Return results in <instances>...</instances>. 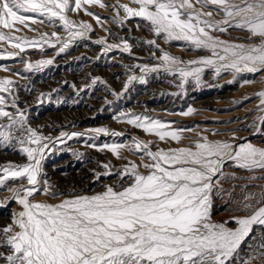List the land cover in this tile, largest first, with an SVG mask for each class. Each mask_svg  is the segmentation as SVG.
<instances>
[{
	"label": "snow or ice",
	"instance_id": "6c2138e0",
	"mask_svg": "<svg viewBox=\"0 0 264 264\" xmlns=\"http://www.w3.org/2000/svg\"><path fill=\"white\" fill-rule=\"evenodd\" d=\"M92 6L111 8L110 22L119 27L125 25L126 19L139 18L152 35L166 43L183 41L182 47L207 53L185 61L162 49L156 40L146 41L155 49L153 59L128 67L132 74L125 90L133 81L146 82L152 73L172 77V83L181 89L176 95L184 94L189 84L200 86L208 70L215 77L228 73L234 79L240 73H259L264 80V0H129L127 4L111 5L102 0H0V43L15 50H0V61L23 63L22 71L12 73L21 78H27L24 73H38L53 65L54 59L33 62L25 53L49 47L56 49V56L78 40L90 39L92 24L70 16L83 13L103 27L108 19L89 11ZM214 13L223 17L222 22L210 19ZM34 24L57 30L34 38L12 35L21 27L36 32L31 27ZM229 29L246 32L249 40L221 39L218 34L229 33ZM105 31L118 42L96 40L104 52L122 48L132 55L126 39ZM257 37L260 39H254ZM0 69L12 71L4 63H0ZM137 71L143 75H135ZM256 80L254 76L241 83ZM18 93L15 81L0 78V147L6 151L15 149L26 158L24 163L9 161L0 165V193L11 192L5 203L18 204L22 209L12 214L8 224L0 226V264H264V187L255 185L258 191L242 189L241 196L231 200L238 205L236 211L242 213L230 218L233 226L229 221H215L211 215L213 197H231L235 191L221 186L224 164L232 163L249 173H264V146L247 140L239 144L210 141L207 137H200L190 146L168 150L132 136L127 138L130 144L123 139L100 145L90 143L86 146L110 152L117 159L127 148L145 162L126 161L117 173L121 181L118 187L106 185L93 195L62 193L49 183L43 161L67 140L96 137L64 131L55 138L44 135L41 129L31 126L27 106L20 104ZM255 95L260 115L249 127L264 134V90ZM44 99L51 96L42 93L38 102ZM191 113L189 108L180 114ZM114 119L161 142H179L181 133L190 130L172 129V122L125 111ZM90 131L97 137L122 135L106 127ZM232 136L235 141V134ZM102 167L106 174H112L109 164ZM103 174L98 173L96 178ZM260 178L264 179V175ZM36 193L49 199L68 198L58 204L37 202Z\"/></svg>",
	"mask_w": 264,
	"mask_h": 264
},
{
	"label": "rangeland",
	"instance_id": "374dc122",
	"mask_svg": "<svg viewBox=\"0 0 264 264\" xmlns=\"http://www.w3.org/2000/svg\"><path fill=\"white\" fill-rule=\"evenodd\" d=\"M102 2L107 5L127 4L129 0H102ZM196 8L198 11L201 10L199 5H196ZM89 11L107 18L108 22L100 27L92 17L83 13H74L70 18L92 24L94 31L90 39H80L75 46L56 56L53 55L56 49L49 47L43 51L30 49L25 53L33 62L41 58L54 59L53 65L45 66L38 73H24L27 78H21L12 73L22 71L25 68L23 63L13 60L0 61L12 69L11 72L0 69V78H10L19 86V102L22 106H27L26 111L33 128L41 129L44 135L53 138L61 131L96 137L94 140H85L83 136L75 137L57 145L47 155L43 161L44 172L55 190L68 194L93 195L103 191L106 185L119 186L121 181L117 179V173L126 161L137 164L145 162L139 159L138 155H132L127 148L122 150V158L117 159L110 152L86 146L90 143L100 145L102 142H119L123 139L130 144L127 138L132 136L150 146L168 150L187 147L200 137H207L210 141H230L239 144L247 140L255 146H264V134L255 133L249 127L260 115L256 112L259 99L255 94L264 90V80L260 78L259 73H240L234 79L228 73L215 77L208 70L204 73L203 83L200 86L189 84L182 95L175 94L181 92V89L172 83V77L152 73L147 76L146 82L133 81L125 90L127 78L132 74L128 71V67L133 63H148L153 59L151 53L155 49L146 41L156 40L162 49L185 61L196 59L207 53L190 51L181 46L184 44L183 41L166 43L152 35L145 22L139 18L126 19L125 25L119 27L110 22L113 15L111 8L92 6ZM120 15L124 17L123 12ZM210 19L213 22H222L223 17L214 13ZM138 24L139 28H137ZM18 27L21 26L18 25ZM31 27L37 31L33 32L21 27L20 32L12 33V35L34 38L41 33L57 30L46 24H34ZM105 29L126 39L131 46L132 55L122 51V48L104 52L103 46L96 44V40L104 38L109 43L118 42L113 40ZM218 35L221 39L228 41L249 40V35L239 30L229 29V33ZM5 48L9 52L15 51L10 46L0 43V50ZM156 55L159 56V52ZM77 75L81 76L79 80L75 79ZM135 75L143 74L137 71ZM254 76L257 78L255 83L242 85L243 80ZM93 79H96L95 84L92 83ZM71 85H75V88ZM42 93L45 96L50 95L51 99H44L42 103L38 102V97ZM189 108L192 109L191 114H180ZM122 111L172 122V129L190 130L181 133L182 139L179 142L170 139L161 142L155 136L147 135L126 123H118L114 116ZM96 127H106L122 135L97 137L90 131ZM220 133L223 135H217ZM233 133L236 137L235 141H233ZM9 161L24 163L26 158L15 149L6 151L0 147V165ZM104 164L111 166V175L106 174L107 170L102 167ZM140 170L144 171L143 168ZM223 170L225 176L221 180L222 188L226 191L234 188L235 191L232 192L231 197L225 195L223 199L214 196L211 215L213 220L229 221V226H233L230 218L242 213L236 211L238 205L231 203V200L240 197L242 189L258 191L255 185L264 187V179L260 178L264 173H249L236 168L232 163H225ZM98 173L104 174L97 179ZM24 186L27 187L26 184ZM11 195V192L0 193V226L8 224L12 214L22 210L18 204L5 203ZM65 198L68 197L49 199L48 196L40 193H36L35 196L37 202L51 204H58Z\"/></svg>",
	"mask_w": 264,
	"mask_h": 264
},
{
	"label": "bare ground",
	"instance_id": "6f19581e",
	"mask_svg": "<svg viewBox=\"0 0 264 264\" xmlns=\"http://www.w3.org/2000/svg\"><path fill=\"white\" fill-rule=\"evenodd\" d=\"M80 77H81V76H78V75H77V76H75V79H78V78H80ZM78 80H79V79H78ZM78 80H77V81H78ZM72 117H73V116H72ZM70 120H72V119H70ZM53 169H54V168H53ZM57 172H58V171H57ZM63 174H64V173H63ZM77 174H78V173H77ZM71 176H72V175H71Z\"/></svg>",
	"mask_w": 264,
	"mask_h": 264
}]
</instances>
